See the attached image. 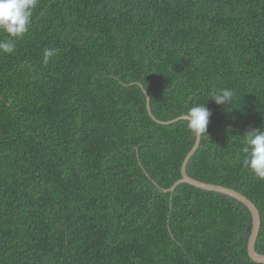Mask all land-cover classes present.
Returning a JSON list of instances; mask_svg holds the SVG:
<instances>
[{"label": "trees", "instance_id": "16d2710c", "mask_svg": "<svg viewBox=\"0 0 264 264\" xmlns=\"http://www.w3.org/2000/svg\"><path fill=\"white\" fill-rule=\"evenodd\" d=\"M147 96L161 121L210 109L186 173L256 205L264 254V180L241 152L264 128V0H39L0 53V264H264L241 201L165 191L196 138Z\"/></svg>", "mask_w": 264, "mask_h": 264}, {"label": "clouds", "instance_id": "9594fccd", "mask_svg": "<svg viewBox=\"0 0 264 264\" xmlns=\"http://www.w3.org/2000/svg\"><path fill=\"white\" fill-rule=\"evenodd\" d=\"M38 3L39 0H0V34H5V38H0V53L10 54L15 51L16 40L29 31ZM54 54V49H46L44 62ZM232 96L231 90L222 89L208 97L217 105H230ZM210 116L211 111L204 103L195 104L184 114L187 127L195 138L208 134ZM242 137V166L258 179L264 180V128L248 130Z\"/></svg>", "mask_w": 264, "mask_h": 264}, {"label": "water", "instance_id": "95a60500", "mask_svg": "<svg viewBox=\"0 0 264 264\" xmlns=\"http://www.w3.org/2000/svg\"><path fill=\"white\" fill-rule=\"evenodd\" d=\"M146 106H147V110H148L149 115L158 123L172 124V123L179 121L181 119H185L184 115H181L179 117H176V118H174L172 120H168V121H161V120L156 119L151 113L148 96L146 97ZM199 142H200V138L199 139L196 138L192 148L189 150V152L186 154L185 158L183 159L182 164H181V177L178 180H176L165 191H173L174 188L176 187V185H178L180 183H188L194 187L204 189V190L214 191V192H218V193H223V194H226L230 197H233V198L241 201L249 209V211L251 213V218H252L251 229H250V233H249L248 241H247L248 255L253 261L258 262V263H264V254L258 253L255 250V241H256L257 235L259 233L260 221H261L260 220V213H259L256 205L250 199H248L246 196H244L243 194H241L240 192L236 191L233 188L223 186V185H219V184H212V183L199 181L197 179L190 177L186 173L187 162H188L189 158L191 157V155L198 148Z\"/></svg>", "mask_w": 264, "mask_h": 264}]
</instances>
